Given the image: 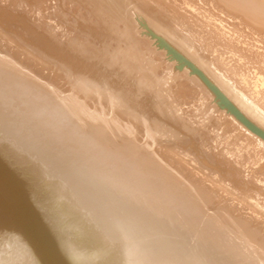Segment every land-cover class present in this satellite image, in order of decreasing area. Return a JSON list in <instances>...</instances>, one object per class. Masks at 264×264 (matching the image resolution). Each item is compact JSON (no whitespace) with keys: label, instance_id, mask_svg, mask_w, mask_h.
I'll use <instances>...</instances> for the list:
<instances>
[{"label":"bare ground","instance_id":"1","mask_svg":"<svg viewBox=\"0 0 264 264\" xmlns=\"http://www.w3.org/2000/svg\"><path fill=\"white\" fill-rule=\"evenodd\" d=\"M140 25L264 130V0H0V264H264V235L250 220L222 223L208 212L215 195L144 157L143 122L187 166H204L206 182L238 193L234 207L217 211L264 213V155L233 172L230 160H206L191 138V155L184 143L168 145L177 131L200 129L192 118L170 121L158 105L171 77L157 76ZM41 26L74 29L59 37ZM175 26H190L208 50ZM9 42L79 88L126 104L139 120L87 116L101 99L81 98L67 79H40L4 48ZM226 54L233 65L224 64ZM202 101L196 114H212ZM131 124L135 134L121 141Z\"/></svg>","mask_w":264,"mask_h":264},{"label":"rangeland","instance_id":"2","mask_svg":"<svg viewBox=\"0 0 264 264\" xmlns=\"http://www.w3.org/2000/svg\"><path fill=\"white\" fill-rule=\"evenodd\" d=\"M41 27L59 37L63 36V34L71 33L74 29L73 26ZM175 27L182 28L186 31L190 30L188 32L194 35L193 38L195 37V40L202 47L207 49L202 39L192 30L190 26ZM138 28L140 39L147 41L150 45L153 64L158 66L156 71L157 76L162 77L168 74L171 77L165 85V88L162 89L161 93L157 94L161 101V104L158 105H161L165 109L169 108V110L166 111L169 115L170 121H176L178 120V117H182L185 120L192 118L198 125V129H200V131L198 130L199 132L195 131L192 127H190L186 132L177 131V134H175L172 138L174 140H171V138L167 139L168 141H172L168 145L172 146L173 143H184L187 147L185 149L186 153L191 155V152L189 151L190 148L187 146L191 138L199 143L200 153L206 157V160L213 161L216 157L221 162H223L224 159L230 160L232 165H229L226 169L233 172L236 171L237 168L242 172L250 169L251 166H253V162L256 161L258 157H262L264 155V130L254 125L250 120L244 118V115H242V113L238 110L237 112L233 110L228 104V100H225L221 93L216 90L208 80H205L200 72H198L189 63V61L175 53L171 48H169V46L164 44L160 37L150 33L144 26L140 25ZM2 37L5 36L2 32H0V38L2 39ZM3 46L15 54L14 59L15 61L18 60L16 61L17 63H21L26 69H32L40 79L44 81L54 80L58 84L65 83L66 80L64 79H67L72 84L74 83L81 98H95L97 100L98 97L101 99V102L99 101L98 103L94 101L91 102L89 109L85 110L87 116L91 113L98 116L110 113L112 115H116V117H119L122 120H139L137 119L136 113L131 111L126 104L122 105L118 102L115 103L111 99L112 97L110 95H105L104 93L94 90L89 86L85 85V87L81 86L82 88H79L80 86L78 84H80V82L73 79L70 74H65L63 70H59L63 75V78H61V76L54 71L55 69L53 65L47 62H42L35 56H29L30 54L28 52L30 51L22 49L23 52L21 51V53H18V49H16L10 42ZM216 48H219V46H216ZM229 56L230 55L228 54L224 55V58H227L224 60V64H227V66L233 65ZM211 59L212 63L217 66L213 57H211ZM249 72L246 70V80L248 81L251 80V73ZM234 82L237 85L236 81ZM145 88L146 87L144 85L141 87V89L144 90ZM246 96L248 97V95ZM201 99L205 105L204 109L209 107L213 110L212 114L210 113L204 116L196 114V110L198 109V106H200L199 101ZM170 108H172L176 113L170 112ZM140 130L150 135V140L148 142L149 147H146L147 150H143L144 157L149 155L152 159L159 161L161 165L168 167L174 174L177 175L179 180L184 185H191L194 188L203 189L204 192H207L210 195H215V201L217 203L216 206L229 205L234 207V201H237L236 198H238L236 195L238 193L235 192L237 190L236 187L231 188L235 192L233 194L229 189H226V191L223 190V182H219L217 184H210L206 182L205 179L210 180L209 177L205 176L207 169L204 166L199 165L198 167H200V169H197V167L194 169L192 166H187V160L179 154L181 153L180 150H178L180 152L174 151L165 144L161 145L159 140L149 133V131L152 133L155 132L154 126H149L143 122ZM134 132L135 130L131 124L125 133L121 135L120 140L123 141L126 140V138L132 137L135 134ZM202 132L209 135L208 137L211 140L210 142L207 141V137L202 136L204 135ZM214 137L218 139L214 140ZM213 143L214 145H212ZM194 158L197 164V157ZM262 165H264V162ZM262 174L264 175V170ZM262 186L264 188V184H262ZM216 206L212 210L209 209L208 212L213 214V216L222 223L241 226L245 225V223L242 224V222L248 219L250 220V223L248 224H250V226H255L256 229H259V232L264 235V213H262L261 217L251 216V212L246 209L247 212L236 211L235 217L231 218L226 213L217 211L219 208ZM235 208L236 210H240L239 206H236ZM241 208L244 209V207ZM262 208L264 207L262 206ZM0 247L4 248V245L0 243Z\"/></svg>","mask_w":264,"mask_h":264}]
</instances>
